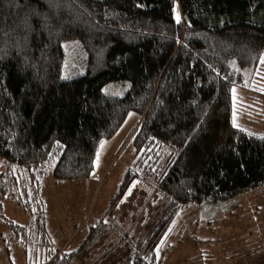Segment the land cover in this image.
<instances>
[{"label": "trees", "instance_id": "trees-1", "mask_svg": "<svg viewBox=\"0 0 264 264\" xmlns=\"http://www.w3.org/2000/svg\"><path fill=\"white\" fill-rule=\"evenodd\" d=\"M68 40L86 70L62 80ZM263 61L264 0H0L1 198L26 179L15 199L44 229L43 165L57 156L54 179L88 178L102 141L140 116L106 219L44 264H158L184 209L263 187L264 133L240 126L232 100ZM109 83L128 89L111 96ZM137 187L140 203L121 206Z\"/></svg>", "mask_w": 264, "mask_h": 264}, {"label": "rangeland", "instance_id": "rangeland-1", "mask_svg": "<svg viewBox=\"0 0 264 264\" xmlns=\"http://www.w3.org/2000/svg\"><path fill=\"white\" fill-rule=\"evenodd\" d=\"M62 48L65 59L61 79L83 75L86 51L76 40L63 42ZM263 81L264 61L248 86L232 88L233 111L240 126L252 134L264 132ZM127 89L128 83H109L103 92L121 97ZM139 122L138 114L129 113L116 134L102 141L93 171L86 179H54L52 171L57 156L43 165L44 173L39 177L44 229L36 216L26 212L15 199L16 191L26 179L14 180L8 186L5 195L8 198L0 197V264H44L58 254L80 248L91 228L106 219L124 175L137 161L131 137ZM137 184L138 181L132 188ZM132 191L129 190L121 206L140 203L138 187ZM257 192L264 194V186L242 197L234 196L236 199L211 200L205 207L184 209L155 249L158 264H247L264 258V195L258 206ZM160 202H164L163 198ZM160 214L158 209L154 219ZM13 225L17 231L12 229Z\"/></svg>", "mask_w": 264, "mask_h": 264}, {"label": "crops", "instance_id": "crops-1", "mask_svg": "<svg viewBox=\"0 0 264 264\" xmlns=\"http://www.w3.org/2000/svg\"><path fill=\"white\" fill-rule=\"evenodd\" d=\"M264 133V132H263ZM1 168H3L2 166H1ZM2 170V169H1ZM250 193V192H249ZM249 193H244V194H241V195H238V196H236V198H238V197H242V196H244L245 194H249ZM262 195H264L263 194V192H257V197H255V200H256V205H258V206H261V203H260V199H261V197H262ZM8 197H6V199H7ZM235 198V199H236ZM11 199V198H10ZM264 206V205H263ZM261 214V213H260ZM247 264H264V258H260V259H258V260H255V261H251V262H247Z\"/></svg>", "mask_w": 264, "mask_h": 264}]
</instances>
